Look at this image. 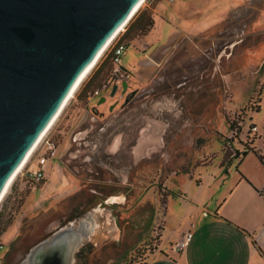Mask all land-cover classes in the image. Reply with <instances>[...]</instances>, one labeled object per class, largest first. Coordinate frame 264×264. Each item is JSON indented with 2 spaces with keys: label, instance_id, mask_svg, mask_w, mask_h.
Instances as JSON below:
<instances>
[{
  "label": "rangeland",
  "instance_id": "obj_1",
  "mask_svg": "<svg viewBox=\"0 0 264 264\" xmlns=\"http://www.w3.org/2000/svg\"><path fill=\"white\" fill-rule=\"evenodd\" d=\"M155 1L146 0L110 45L117 41L126 45L121 66L131 72L133 88L151 96L137 108L105 119L94 149L88 143L85 151H75L72 145L71 157L63 154L67 132L85 120L86 110L90 115L98 101L90 95L110 75V48L104 51L44 136L56 146L55 156L46 164V177L38 183L15 178L0 201L2 264H20L30 247L85 213L97 214L98 228L75 256L76 264H142L157 247L160 203L178 193V187L184 189L191 183L194 189L200 170L222 166L232 173L242 169L264 179L258 160L262 157L264 164V34L254 41L249 35L254 10H240L237 19L233 11L245 0H174L181 3L179 14L197 20L201 27L212 19L211 26L195 37L170 39L162 53L153 50L156 60H164L151 64L146 77H139L135 75L137 62L145 55L136 49L146 44L137 41L152 28L147 35L132 39L125 38V33L140 11ZM164 4L169 9L171 4ZM204 8L209 12L198 15ZM256 26L264 30V12ZM170 30L166 23L158 29L161 43ZM164 96L179 101V112L153 114L152 102ZM193 135L198 147L189 151L191 155L182 157L179 152L178 158L169 157L172 142L182 146ZM113 136H118L119 145L109 155L105 146ZM85 154L92 166L86 163ZM57 159L62 161L60 167L55 165ZM144 159L148 166L143 165ZM159 159L164 163L161 167L155 164ZM92 167L106 173L90 181L89 171L95 172Z\"/></svg>",
  "mask_w": 264,
  "mask_h": 264
},
{
  "label": "water",
  "instance_id": "obj_2",
  "mask_svg": "<svg viewBox=\"0 0 264 264\" xmlns=\"http://www.w3.org/2000/svg\"><path fill=\"white\" fill-rule=\"evenodd\" d=\"M140 2L0 0V196L82 72ZM121 88L124 93L127 83ZM117 137L105 146L109 155L118 149ZM96 215L85 213L59 228L30 247L20 264H76L98 228Z\"/></svg>",
  "mask_w": 264,
  "mask_h": 264
},
{
  "label": "crops",
  "instance_id": "obj_3",
  "mask_svg": "<svg viewBox=\"0 0 264 264\" xmlns=\"http://www.w3.org/2000/svg\"><path fill=\"white\" fill-rule=\"evenodd\" d=\"M166 1L171 4L169 9L164 4ZM176 4L179 6L181 3H175L174 0H156L153 3V27L144 39L137 41L145 43L146 46L143 49L135 48L138 53L145 55L137 62L135 75L146 77L145 70L151 64L158 65L157 63L164 60H156L153 50L162 53L170 39L195 37L211 26L212 19L205 21L203 27L196 25L197 20L189 21V17L177 12L181 6L177 8ZM248 7L255 12L249 34L254 41L257 35L264 34V30L256 28L261 13L264 12V0H245V3L242 1L238 9L233 11L234 16L238 19L240 10ZM205 10L206 8L197 12L198 15L209 12ZM163 23L168 24L171 30L166 40L161 43L158 29ZM259 42H254L253 45L256 46ZM241 52L243 53V49ZM195 140L196 135H193L184 141L186 144L178 146L182 157L191 155L189 151L198 147ZM259 165L263 167L260 162ZM262 170L264 171V167ZM200 171L194 189H191V183L185 185L184 189L178 187V193L166 196L158 210L156 208L157 215L159 214L156 222L160 224L157 247L147 254L145 264H264V258L250 239L251 237L255 241L264 255V199L260 195L264 188V179H256L242 169L232 173L230 168L222 166ZM187 230L192 238L183 252H171L168 256L161 252L163 246L179 242Z\"/></svg>",
  "mask_w": 264,
  "mask_h": 264
},
{
  "label": "flooded vegetation",
  "instance_id": "obj_4",
  "mask_svg": "<svg viewBox=\"0 0 264 264\" xmlns=\"http://www.w3.org/2000/svg\"><path fill=\"white\" fill-rule=\"evenodd\" d=\"M237 42H238L237 44H241V40H239ZM114 44H122V43L117 41ZM122 45H123V51H124V49L126 48V45L125 44H122ZM232 46H234V45H232ZM123 51H122V53H123ZM230 56H232L231 52L229 54H226L227 60ZM233 60H235V56H234ZM129 74L131 76L130 72H129ZM130 76L126 81H124L127 83V89L124 91V93H122L121 83L117 84V89L115 90V93L112 97L109 95L111 92V88L115 84L110 85L106 91L102 92L101 95L97 99L99 100L100 97H104L105 101L99 105H97V103H96L89 110L90 115L87 113L88 110L85 109V104H84L83 111L86 110V114L84 115L85 120L80 121L77 124L75 129L73 128L70 131L66 130V131H68L67 132V142H66V146H65L66 148L64 147L65 149L63 151L64 152L63 154L68 155V157H71L69 154V153H71V150H69V148H71L72 145L75 146V148H74L75 151H78V149H80V148L85 151L86 148L89 147L88 143L91 144L90 148L94 149L93 147L96 146V144H97L96 138L99 137V134H97V132L101 131V129L103 128V124H104L105 119L107 121V120H109L108 117H110V119H112V118H115L117 115L121 116L125 112H128L132 109L137 108L138 106L141 105L142 102L144 103L145 100L151 96V95L149 96V94H147L146 92L144 93V91L139 90L138 88H133V86L130 83V79H131ZM117 112H118V114H116ZM93 139H95V141ZM178 142L179 141H175V142H172L171 146L169 145L168 155H169V157H171L173 159L178 158V153H179L178 152ZM55 151H56V146H55ZM76 157H74V158H76ZM74 158H71V160L75 161L76 159H74ZM85 161L88 164V166H92L90 164V160H89L87 154H85ZM142 163L144 166H148V164H149L146 159H144L142 161ZM156 163L159 167L162 166L161 159H159L158 161H155V164ZM60 164H62L61 159H57V163L55 165L60 167L59 166ZM65 168L68 170L67 167H65ZM92 168L94 169L95 172L89 171V174H90L89 180L90 181L96 180L99 173H106L105 170L101 169L100 167H92ZM90 184H93V183L90 182ZM110 187L115 188L116 185H110Z\"/></svg>",
  "mask_w": 264,
  "mask_h": 264
},
{
  "label": "built area",
  "instance_id": "obj_5",
  "mask_svg": "<svg viewBox=\"0 0 264 264\" xmlns=\"http://www.w3.org/2000/svg\"><path fill=\"white\" fill-rule=\"evenodd\" d=\"M114 40V39H113ZM113 42V41H112ZM111 42V43H112ZM110 43V45H111ZM110 45L107 47L110 48ZM106 49V50H107ZM105 50V51H106ZM123 51L122 44H113L109 50L110 55V64L112 66L110 75L108 78L99 85L90 95L92 98H98L102 92L106 91L112 84H120L121 82L126 81L130 74L128 71L124 70L121 66V55ZM88 97V99H90ZM55 156V146L53 142L47 138H43L37 146L34 148L30 154L25 165L19 171L15 178L18 177L19 181L29 182V183H38L46 177V164L48 160L53 159ZM261 197L264 199V188L260 191ZM192 238V234L189 230L185 231L182 234V237L179 242L174 245H166L161 248V252L165 255H169L171 252L181 253L187 247L189 241ZM4 250V244L0 241V256ZM1 264V260H0Z\"/></svg>",
  "mask_w": 264,
  "mask_h": 264
},
{
  "label": "bare ground",
  "instance_id": "obj_6",
  "mask_svg": "<svg viewBox=\"0 0 264 264\" xmlns=\"http://www.w3.org/2000/svg\"><path fill=\"white\" fill-rule=\"evenodd\" d=\"M146 0H141V2L138 4V6L135 8L132 16L118 29V31L108 40V42L103 46V48L99 51V53L96 55V57L94 58V60L87 66V68L82 72V74L80 75V77L78 78V80L76 81L75 85L73 86L72 90L70 91V93L68 94L67 98L65 99L64 103L62 104L61 108L59 109L58 113L55 115V117L53 118V120L51 121V123L49 124V126L46 128V130L39 136V138L37 139V141L34 143V145L32 146V148L28 151V153L26 154L25 158L23 159L22 163L19 165V167L15 170V172L13 173V175L11 176V178L9 179V181L7 182L6 186L3 189V192L0 196V201L3 199L4 195L6 194L9 186L12 184V182L14 181L16 175L19 173V171L22 169V167L25 165L26 161L28 160L30 154L32 153V151L34 150V148L37 146V144L43 139V137L46 135V133L49 131V129L53 126V124L55 123V121L58 119V117L60 116V114L62 113V111L64 110V108L67 106L69 100L73 97L76 89L80 86V84L83 82V80L85 79V77L87 76V74L89 73V71L94 67V65L97 63V61L99 60V58L103 55L104 51L107 49V47L110 45V43L113 41V39H115L120 32H122L125 28V26L127 25V23L130 21V19L132 17H134V15L140 10V8L142 7V5L144 4ZM151 127V126H150Z\"/></svg>",
  "mask_w": 264,
  "mask_h": 264
},
{
  "label": "trees",
  "instance_id": "obj_7",
  "mask_svg": "<svg viewBox=\"0 0 264 264\" xmlns=\"http://www.w3.org/2000/svg\"><path fill=\"white\" fill-rule=\"evenodd\" d=\"M152 9H153V5H151V7H149V8H145L142 11H140V13L136 16L135 19H133V21L131 22L130 26L128 27V29H127V31L125 33V38L126 37L130 38V37H132L134 35H136V36L137 35H141V36L147 35L149 30L153 26V20H152V17H151L152 16V11H151ZM130 21H131V19H130ZM130 39H132V38H130ZM109 61H110V57H109ZM258 108H259V106L257 107L256 110H258ZM238 156H239V154L237 156H234V158H238ZM258 160L261 163V165H263V167H264L263 158L262 157H258ZM250 239H251L252 244L257 248V251L259 252L261 257L264 258V255H263L262 251L257 247L255 241L251 237H250ZM142 264H145L144 260H143Z\"/></svg>",
  "mask_w": 264,
  "mask_h": 264
},
{
  "label": "clouds",
  "instance_id": "obj_8",
  "mask_svg": "<svg viewBox=\"0 0 264 264\" xmlns=\"http://www.w3.org/2000/svg\"><path fill=\"white\" fill-rule=\"evenodd\" d=\"M179 110V101L168 96H164L160 99L154 100L151 104V111L153 112V114H159L165 111L179 112Z\"/></svg>",
  "mask_w": 264,
  "mask_h": 264
}]
</instances>
